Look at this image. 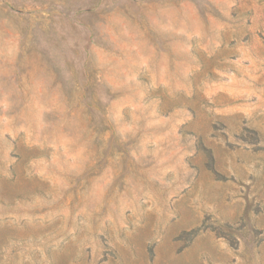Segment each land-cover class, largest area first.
<instances>
[{
	"label": "rangeland",
	"instance_id": "rangeland-1",
	"mask_svg": "<svg viewBox=\"0 0 264 264\" xmlns=\"http://www.w3.org/2000/svg\"><path fill=\"white\" fill-rule=\"evenodd\" d=\"M0 264H264V0H0Z\"/></svg>",
	"mask_w": 264,
	"mask_h": 264
}]
</instances>
